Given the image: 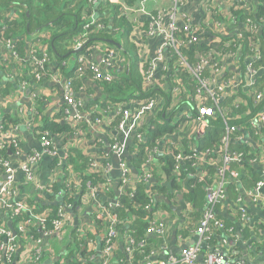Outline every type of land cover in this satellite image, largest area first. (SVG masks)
<instances>
[{
    "label": "crops",
    "instance_id": "obj_1",
    "mask_svg": "<svg viewBox=\"0 0 264 264\" xmlns=\"http://www.w3.org/2000/svg\"><path fill=\"white\" fill-rule=\"evenodd\" d=\"M235 4L236 0H148L145 7L154 16L160 9L168 11L161 16L162 24L165 27L173 22L179 29L184 23H188L189 28L196 31L199 43L210 44L213 41L216 44H221L219 45L220 49L216 50L217 53H220L222 49L229 51L236 60L230 56H224L220 71L237 76L245 67V64H241L240 59L241 57L245 58L243 60L245 63L246 57L251 53V47L248 41L236 48H228L227 44H224L231 42V38L237 37L243 28V24L238 21ZM242 5L247 9L254 10L259 5V0H245ZM104 8L97 9L96 17L101 14L106 15L107 11H104ZM14 17H16L15 12L10 11L1 23H6L5 20ZM146 20L147 17L141 14H135L130 20L137 23V31L138 28L141 30L140 41L131 37L128 41L130 45L141 42V52L134 53L132 59L121 41L115 42L118 46L109 43L108 45L101 44L103 47H99L97 44H93L84 50L82 47L78 49L74 42L67 47L69 53L66 55L68 57L55 59L51 53L52 57L50 56L47 67L48 75L42 79H35L32 76L27 56L28 47L26 52H23L21 48L16 51L15 47L13 50V45L7 48L6 41L2 40L0 34V124L17 122L15 126L17 128L13 131L12 136L16 149L12 148V153H9L7 157L11 161L12 169L15 170L11 178L14 188L9 193L4 207L0 208V227L5 228L8 232H11L12 229L15 233V227L18 229L17 224L24 223L32 214L36 212L42 214L51 206L64 204L63 186L68 188L69 183L71 185L78 183L77 177L73 174L75 171L72 170L68 174L64 171L71 152H77L78 157L88 162V165L91 160L95 159L97 163L109 167V170L103 174V183L93 193L84 192L81 194V202L74 209L71 206H66V223L58 234L47 235L37 225L35 228H37L38 235L34 239H37L39 244L33 240L31 234H29L31 237L27 239H25V235H23V239L22 235L17 238L15 234L14 237H10L16 246L13 249H6V235L0 231V236L3 237V243L0 242V264H30L31 251L35 244L41 246L47 255L42 262L34 264H68L67 258L71 251L75 252V257L81 264H100L105 233L95 230L94 220L96 217L106 215L105 210H108V213L116 218L113 210L120 205V198L132 196L131 192L140 180L141 173L145 169L158 170L164 164L162 159L166 157L172 160L167 144L177 145L179 141L181 144V140H185L189 148H197L199 141L208 131L207 128L205 132H200L196 120L192 122L179 121L181 119L178 115L188 114V108L185 105L176 117L168 118V116L160 114L162 106L167 105L171 99L169 76L172 69L176 67V57L172 56L171 48L163 46V40L159 35L147 34L148 22ZM213 20H219V30H221L219 38H216L215 30L209 28V24ZM221 39L225 42L222 43ZM21 40L27 46L26 42L29 39ZM107 52H110L116 59L118 78L122 73L129 72L131 60H140L141 70L147 67L148 61L155 62L151 74L153 86H155L153 89L156 91L154 96L158 101L156 110L150 114L147 113L148 115L144 114L140 121L139 131L144 135L143 144L137 145L131 134L117 139L126 147L123 155H119L111 148L116 139V132L113 130L114 125L109 121L121 108L132 110L134 105L140 106V102L146 95L132 98L126 103H117L115 104L117 107H114L112 103L107 102L106 95L98 86L97 81L90 77L75 81L72 91L73 98L81 104L80 118L89 120L97 117L100 120L99 124L88 127L85 123L84 125L74 124L75 109L67 104L62 89V83L67 78L66 74L74 71L77 57H82L99 69H104L105 63L110 61ZM156 57L160 59L157 60ZM57 74L60 75V83H56L52 78ZM262 74L264 72H257L254 80H257L258 76ZM35 96L39 101L37 112L33 111L35 110L33 108ZM158 118L160 120H157ZM44 120L61 125L70 124L74 127L69 135H54L55 133L48 132L55 147L51 154L40 140L39 129ZM157 121L162 126L164 124L178 126L173 134L163 136L148 149L145 147L143 149L144 160L137 167L133 160L138 157L141 146L146 145L145 136L148 129L152 127V124L156 123L157 125ZM231 140L232 146H236L235 148H238L242 154V160L238 163L239 166L236 165L238 170L234 169L235 176L226 173L230 176L231 182L226 181L224 198L215 206L214 214L223 219L225 229L214 233L208 240L205 235L194 232L206 208L205 197L209 191L207 188L205 190L202 185L194 190L200 185L195 178V174L200 172V167H195L192 171L187 167V170L182 173L183 178L178 181L182 188L179 191L174 190L173 194L166 188L167 194L173 195V197L156 194L152 190L154 200L165 204V207H155L154 205L151 208L156 219L165 226V232L160 238L149 234L154 237L152 247H155V254L151 259L154 264H171V260L178 258L183 251L195 247L198 249V261L219 256L234 264H264V206L259 200L248 195L253 185H256L253 184L254 181L255 183L261 181L263 186L260 194L264 195V129L255 131L254 136L250 134V130H246L232 137ZM5 141L8 142V140ZM203 151H212V149L206 148ZM34 155L39 157V162L35 168L36 183L31 185L25 181L23 171L19 167L28 157ZM247 157L250 160H246ZM253 159H256V162H253ZM218 165L219 162L213 164L211 169L218 172L220 169ZM256 173L259 175H255ZM171 174L174 176L173 171ZM4 175L6 174L0 171V186L7 180ZM151 179L146 182L148 190L159 184L151 183ZM162 181L170 182L166 179ZM107 191H110L111 195H107ZM193 191L194 195L190 198L188 194ZM110 208L111 210H109ZM130 221L131 219L128 222ZM123 227H128V225L124 223ZM88 228L91 229L90 238L92 239L87 241L82 235L83 231ZM76 236L83 240L79 249L75 246ZM116 245L119 251L124 252V242L121 236H118ZM2 246L3 248H1ZM116 257L112 259L113 264H120L119 258ZM46 261L49 262L46 263Z\"/></svg>",
    "mask_w": 264,
    "mask_h": 264
},
{
    "label": "built area",
    "instance_id": "obj_2",
    "mask_svg": "<svg viewBox=\"0 0 264 264\" xmlns=\"http://www.w3.org/2000/svg\"><path fill=\"white\" fill-rule=\"evenodd\" d=\"M148 0H139L140 3L136 7L128 6L123 0H86V10H88V14L85 16L86 21L82 27V32L75 38L76 45L78 49L81 47L84 49V45L88 42L89 37L87 36L86 29L88 28H95V29H104L105 25L100 22V18L96 17L98 15L97 9L99 7H104L108 4H115L118 5L121 15L124 16L127 20H131L135 14L145 15L147 17V27L146 30L148 35H159L163 40V46L171 48L170 52L172 56L176 57V67L172 69L171 74L169 76L170 87H171V99L169 100L168 104L162 106V112L160 114L168 116V118L176 117L178 112L183 108L185 105L188 108V114L178 115L181 120L184 122H192L197 121L199 125L200 132H205L208 127V119L214 118L216 116L220 117L223 122V132L219 141V148L216 154H212V151H198L197 148H189L186 143L187 150L183 148L181 140L179 143L167 144L168 150L171 152L172 162H174L173 171L174 176L178 181L182 178V173L187 170L189 167V162L192 168L200 167V172L195 174V178L199 182H207L208 178H210L208 172L203 169V167H213V164H217L219 162L220 169L217 172L218 178L214 180L215 183H209L207 185V190L209 191L205 197L206 208L204 210L203 216L198 221V226L194 229V232L205 235L207 240L216 232L223 231L225 229V225L221 222L218 217L214 214L215 213V206L218 202L224 198V190L226 188V173L228 171V166L233 164H237L242 160V154L238 151L236 146H232V137L239 135L241 132L245 131L246 126L245 124H230V121L236 120L240 121L245 117L246 114L249 112L243 111L238 113L233 110L240 109L241 107L247 108L249 102H251L252 106L260 107L259 112L256 115H249L247 117V127L250 128L249 130L260 131L264 129V105H262V101L264 100V94L260 91L250 92V89L256 84L255 75L258 72H264V66L255 67L254 62L261 59V50H260V24L254 23L250 20V18L245 19V23L243 22V28L239 31L237 37L231 38V42H226L228 48H236L242 44L243 41V33H248L246 37V41L250 42V55L246 57V63L243 71L239 73V75L233 74H225L221 70V61L222 58L230 56V58L236 60L232 57L231 53L226 50H221L220 53L214 48H210L207 52L203 54H198V61L192 65L189 64L186 57L182 53V47L188 46L193 43H199L196 37V31L189 28L188 23H184L181 28H177L175 23H170L168 27H165L162 24L161 16L165 15L168 11L160 9L157 11V15H153L150 13L149 10L145 7L146 2ZM245 0H236V6L242 5ZM237 10V7L235 8ZM240 9V6H239ZM242 9H245L246 12H253V10L245 8L242 5ZM173 10V9H170ZM169 10V11H170ZM153 12V11H151ZM209 28L215 30L216 38L221 36V30L219 20H213L209 24ZM4 26L0 28L3 30ZM245 31H244V30ZM139 34L138 39L140 41V33L141 30L137 28L130 34L132 37L133 34ZM175 33H181L183 37H179V39L175 36ZM219 42V41H218ZM15 41L13 40H6L5 45L7 48L13 45L12 49L14 50ZM27 44V56L29 58V65L32 76L35 79H42L45 75H48L47 67L50 62V56L47 52H40L39 46L35 44V41L29 40L26 42ZM99 43H97L98 45ZM100 47L101 44H99ZM141 42H138V51H140ZM233 45V46H232ZM76 49V50H78ZM232 51V50H230ZM234 52V51H233ZM235 53V52H234ZM236 54V53H235ZM16 55V54H15ZM107 55L110 61L106 62L104 65V69H99L92 63H88L82 57H77L75 68L73 71V76L66 78L62 83L63 93L65 95V100L67 104L72 106L75 109L76 116L74 117L73 121L74 124H83L84 123L88 127H93L95 124H99L100 120L97 117L91 118L89 120H82L80 118V107L81 104L77 102L76 99L73 98V91L72 86L75 81H78L82 78H92L94 81L103 82V83H111L113 82L117 75V63L116 59L112 56L110 52H107ZM155 59H160L156 57ZM245 60V58H244ZM140 62V60H138ZM241 62V61H240ZM238 63V62H237ZM154 61H148L147 67L143 70H140V75L142 77V86L143 88L155 87L153 86V77L151 74L152 69L154 68ZM239 67L240 64L238 63ZM186 71V72H185ZM183 73H188L190 77V84L192 86L193 91L189 92L186 91L182 87L181 80L179 79ZM179 77V78H178ZM56 83H60L61 78L60 75L52 77ZM177 84V85H174ZM144 90V91H146ZM36 96L33 98V110L37 112L35 107ZM231 100L230 103H224ZM248 102V104H247ZM157 99L156 96H145L144 99L140 102V106L134 105V109H126L121 108V110L112 117L109 121L110 124L114 122L116 125L113 126V130L116 132V139L114 140L113 145L111 146L112 150H114L119 155H123L126 151V147L123 143L119 142L118 140L122 137H127L130 134L133 135L135 138L137 145L144 143V135L139 131L140 128V121L142 120V116L144 114H150L156 110L157 106ZM114 107H117L115 104L112 103ZM246 106V107H245ZM136 109V110H135ZM232 112L234 113L232 115ZM37 114V113H36ZM147 114V115H148ZM118 116V120H115V117ZM84 121V122H83ZM12 129L0 132V150L5 145V143H9L14 149L13 144H15L14 140L12 139L13 131L16 130L17 127ZM178 126V125H177ZM74 130L73 125L71 126ZM41 135L40 140L43 145L47 148L49 153L55 149V147L51 146L54 145L51 139H47L49 137L47 131H40ZM118 139V140H117ZM5 140H8L5 141ZM5 141V142H2ZM137 152V151H136ZM135 152V153H136ZM146 160V159H145ZM250 160V159H249ZM148 161V160H147ZM256 162V159L252 160ZM39 157L34 155L28 157L23 164L20 165V170L23 171L24 179L28 184L34 185L36 183V175H35V168L38 165ZM146 162V161H145ZM90 171L100 172L101 176L109 170V167L105 164L97 163L95 159L91 160L88 165ZM148 168V167H147ZM0 171L4 172L7 175H10L11 178L15 172L12 169L11 161L7 158L0 157ZM152 171L149 169H145L144 172L140 175V180L147 182V180L152 178ZM232 175H236L234 171L230 172ZM11 178L6 180L5 184L0 186V208L4 207L6 204L7 198L9 193L13 191V183ZM102 184V183H101ZM77 184L71 185L69 183V187H76ZM99 186V185H98ZM97 186V187H98ZM263 184L261 181L256 183L254 188L248 192V195L253 199H257L260 203L264 206V195L260 194V190ZM97 188L89 187L87 189V193H93ZM65 196V194H63ZM111 210V208L109 209ZM18 212V210H16ZM45 213V212H44ZM44 213H40V215L32 214L29 218H27L24 223H18L17 228L22 238L24 239L23 235H25V239L31 237L29 235V227L32 226L34 222L38 223L42 231L47 235L58 234L62 226L66 223V214L64 211L60 209L58 213V219L53 221L54 229L52 231L46 230L45 226L43 225ZM106 215H102L105 217L107 221L108 229L107 232L104 234V245L105 247L102 250V260L100 264H110V258L112 256L113 246L116 244V240L119 236L116 232V218L110 213L108 210H105ZM154 215V214H153ZM100 216H97L98 219ZM126 225H129V222H125ZM0 231L2 234L6 235V243L5 248L10 249L14 248L15 242L11 237L13 233L8 232L5 228L0 227ZM91 229H85L83 232L84 236H90ZM165 232V226L156 219L155 215L150 219L149 222V234L154 235H163ZM79 234V233H78ZM80 235V234H79ZM11 236V237H10ZM81 236V235H80ZM92 238L89 237L88 240ZM124 242V249L128 256L132 253V240L129 236L124 235L122 236ZM34 240V239H33ZM87 240V241H88ZM37 242V241H36ZM38 243V242H37ZM39 244V243H38ZM38 244H35L32 248V263H38L39 259L46 254V251L41 248ZM4 246V245H3ZM3 246L1 248H3ZM154 255H151L144 264H154L151 262V259ZM198 249L190 248L182 252L178 258L171 260V264H234L232 261H227L226 258L213 256L209 259L198 261Z\"/></svg>",
    "mask_w": 264,
    "mask_h": 264
},
{
    "label": "trees",
    "instance_id": "obj_3",
    "mask_svg": "<svg viewBox=\"0 0 264 264\" xmlns=\"http://www.w3.org/2000/svg\"><path fill=\"white\" fill-rule=\"evenodd\" d=\"M128 6L136 7L139 3V0H123ZM261 3V4H260ZM240 6V9H239ZM237 6V17L238 21L242 24L245 23V19L250 18V20L254 23L260 24V50H261V59L254 62L255 67L264 66V0H259V5H257L253 12H246L245 9H242V5ZM104 11H107L106 15L101 14L100 22L105 25L104 29H95L88 28L86 29L87 36L89 37L88 42L85 43L84 49L92 46L93 44H105L108 45L113 35L118 34L123 38V43L125 44V35H127L130 31H134L137 28V23H133L130 20H127L124 16L121 15V11L118 5L108 4L104 6ZM10 11H14L16 17L5 20L6 23H1L5 15ZM102 11V10H101ZM88 14V10H86V0H0V28L4 26L3 30H0L1 38L3 41L13 40L15 41L14 47L16 51L18 48H21L23 52H26L27 46L21 40L23 38H28L29 40L35 41V44L39 46L40 52H47L49 56L58 59L60 57H68L66 54L69 53L67 47L75 42V38L82 32V27L86 21V15ZM218 17L216 16V19ZM4 21V22H5ZM3 24V25H1ZM244 30V29H243ZM245 31V30H244ZM175 36L179 39V37H183L181 33H175ZM248 33H243V41L240 44H244L246 41V37ZM119 42V41H115ZM221 42L224 43L225 40L221 39ZM219 45L213 41L209 43H193L188 46H183L182 53L186 57L189 64L194 65L198 61V54H203L207 52L210 48H215V50L220 49ZM21 46V47H18ZM132 49L137 48L138 44H132ZM83 49V50H84ZM71 53V51H70ZM76 55H79L76 53ZM243 57H241V64L243 63ZM186 72V71H185ZM67 78L73 76V71L68 72ZM116 77V79L111 83H103L98 82V86L106 95L107 102L117 104V103H126L130 99L135 97H144L154 96L156 91L153 87L148 88L146 91L143 90L142 86V77L139 75V62L137 59L131 60L129 65V72L125 74H121ZM179 78V77H178ZM182 87L187 91H193L192 86L190 84L189 74L183 73L180 78ZM177 85V84H174ZM261 91L264 94V74L259 75L256 84L250 89V92ZM38 98H36L34 104L38 109ZM231 100L224 103H230ZM248 104V102H247ZM262 105H264V100L262 101ZM246 107V106H245ZM261 105L254 107L251 102H249L248 107H241L240 109L233 110L238 113H242L243 111L249 112L246 114L243 119L240 121H230V124H245V131H249L250 128L247 127V122L249 115H256L260 110ZM234 113L232 112V115ZM239 114V113H238ZM167 117V116H165ZM118 116L115 117L117 121ZM17 122H3L0 124V132L7 130L10 126L16 125ZM113 125H116L114 122ZM176 125H168L164 124L163 126L159 123L152 124V127L148 129L146 133V145L141 146L140 152L137 158H134L133 163L135 166H140L144 160L145 147L150 148L156 141H159L165 135L173 134V131L176 129ZM208 131L205 133L204 137L199 141V145H197L198 151H203L206 148L212 149V154L217 153L219 148V139L222 135L223 122L222 119L218 116L214 118L208 119ZM40 131L55 133L58 134H67L69 135L73 130L70 124H57L53 123L50 120H44L39 129ZM250 134L254 136L255 131L250 130ZM50 139L49 137H46ZM183 148L187 150L185 141L182 142ZM54 147V145L51 144ZM13 147L9 145V143H5L0 150V157L7 158L9 153H12ZM131 151V149H130ZM239 152V151H237ZM250 159L247 157L246 160ZM165 160V161H164ZM164 163L159 167L158 170L152 171V177L161 183L163 179L169 180L174 190H180L181 183L178 182L175 176L171 174L172 166L174 168V162L168 159L167 157L162 159ZM161 162V163H162ZM77 164H80L79 166ZM65 173L68 174L70 172L75 171L73 174L77 177L78 183L76 187L65 188L63 186V192H65V200L63 205L59 206H51L44 213L43 225L46 230L52 231L54 229L53 221L58 219V213L60 209L66 213V206H71L73 209L81 202V194L87 192L89 187L97 188L98 185L103 183V177L100 172L90 171L88 168V162L78 157L77 152H71L68 156L67 162L65 164ZM191 162H189V169L192 171L193 166L191 167ZM237 164H233L228 166L227 173L234 171L237 169ZM210 176L207 182H199L200 185L194 188H198L199 186H203L206 190V187L209 183H213L214 180L218 178L217 172L213 171L211 167H203ZM238 170V169H237ZM236 170V171H237ZM259 175V174H255ZM183 178V175H181ZM198 179V178H197ZM196 179V180H197ZM225 180L227 182L230 181V176L226 174ZM231 182V181H230ZM147 183L145 181L139 180L134 189L132 190L131 197L123 196L120 198V205L113 210V213L116 216V232L119 236L127 235L133 241L130 245L132 248V253L128 256L124 250V252L119 251L117 245L113 246L112 256L110 258V264H113L112 259L114 257L119 258L120 264H144L146 260L153 254H155V247H152L154 242V237L152 235L149 236V222L153 217V213L151 212V208L155 205V207H165V204L160 201H155L153 198L152 190L159 194H164L167 197L171 198L173 195L169 196L167 193V189L165 187L160 186V184L155 185L154 187L147 188ZM253 184H256L255 181ZM69 185V184H68ZM255 185H253L252 189ZM151 192V193H150ZM193 193V194H192ZM107 195H111L110 191L106 192ZM190 198L194 195L193 192H189L188 194ZM37 215H40L39 212H36ZM218 217V216H217ZM129 222L128 227H123L125 222ZM218 219L223 222L222 218L218 217ZM22 220V219H21ZM95 222V230L97 232L106 233L108 227V223L105 220L104 216H100L98 219L94 220ZM14 224V223H13ZM38 223L34 222L32 226L29 227V234L32 235L33 239L36 238ZM225 225V224H224ZM40 227V226H39ZM14 228V227H13ZM31 231V232H30ZM14 233V231H12ZM17 238L21 236L18 229L15 227V233ZM90 235V234H89ZM154 235V234H153ZM160 238L162 235H155ZM75 246L79 249V245L83 244V240L76 236ZM90 236H85V240H88ZM35 240V239H34ZM37 241V239L35 240ZM0 242L3 243V237L0 236ZM105 247L104 241L102 244V250ZM46 255H43L39 259V263L42 262ZM69 261L68 264H81L77 258L75 257V252H70L67 258ZM34 264V263H30ZM58 264V263H57Z\"/></svg>",
    "mask_w": 264,
    "mask_h": 264
},
{
    "label": "rangeland",
    "instance_id": "obj_4",
    "mask_svg": "<svg viewBox=\"0 0 264 264\" xmlns=\"http://www.w3.org/2000/svg\"><path fill=\"white\" fill-rule=\"evenodd\" d=\"M131 33H133V31L132 32L130 31L127 35H125V41H126V43L124 44V49L127 51V54L130 56V59H132L133 54L134 53L136 54L137 51H138L137 48H135V49L132 50V46L128 42L131 38L132 39H135V40L137 39V41H138V32L135 33V34H133L132 37L130 38V34ZM111 39H114L116 41H121L123 43V38L121 36H119L118 34L113 35ZM114 40H110V41H114ZM98 46L100 47L99 44H98ZM139 69L140 70L142 69V67L140 66V64H139ZM157 120H160V118H158ZM157 123H160V122L157 121Z\"/></svg>",
    "mask_w": 264,
    "mask_h": 264
},
{
    "label": "water",
    "instance_id": "obj_5",
    "mask_svg": "<svg viewBox=\"0 0 264 264\" xmlns=\"http://www.w3.org/2000/svg\"><path fill=\"white\" fill-rule=\"evenodd\" d=\"M109 43L110 44H114V45H117L114 41H109ZM118 46V45H117ZM4 178L5 179H7V180H9L10 178H11V176L10 175H4ZM151 183H158V181H156L154 178H152L151 179ZM162 187H165V188H167L172 194L174 193V189H172V187H171V183L170 182H168V181H162L161 183H159ZM116 194H117V192H116ZM114 202V201H113ZM9 226H10V224H8ZM11 231H13L12 229H11ZM13 236H14V233H13ZM49 261H46V263H48Z\"/></svg>",
    "mask_w": 264,
    "mask_h": 264
},
{
    "label": "clouds",
    "instance_id": "obj_6",
    "mask_svg": "<svg viewBox=\"0 0 264 264\" xmlns=\"http://www.w3.org/2000/svg\"><path fill=\"white\" fill-rule=\"evenodd\" d=\"M185 141V140H184Z\"/></svg>",
    "mask_w": 264,
    "mask_h": 264
}]
</instances>
